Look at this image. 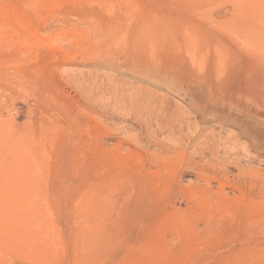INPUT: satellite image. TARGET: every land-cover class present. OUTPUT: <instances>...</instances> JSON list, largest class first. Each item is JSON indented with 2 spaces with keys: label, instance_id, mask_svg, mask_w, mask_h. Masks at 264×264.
Masks as SVG:
<instances>
[{
  "label": "rangeland",
  "instance_id": "374dc122",
  "mask_svg": "<svg viewBox=\"0 0 264 264\" xmlns=\"http://www.w3.org/2000/svg\"><path fill=\"white\" fill-rule=\"evenodd\" d=\"M27 1L0 0V264H264V100L190 46L239 42L233 0Z\"/></svg>",
  "mask_w": 264,
  "mask_h": 264
},
{
  "label": "bare ground",
  "instance_id": "6f19581e",
  "mask_svg": "<svg viewBox=\"0 0 264 264\" xmlns=\"http://www.w3.org/2000/svg\"><path fill=\"white\" fill-rule=\"evenodd\" d=\"M32 1L34 0L27 1L29 7H34V2ZM3 13L6 15V11L2 12V14ZM228 15L229 18L225 23L227 24L225 27L228 29L227 32L229 34L233 33L237 37L238 43L231 44L222 41L221 47L213 50H211V48L209 50V45L207 44H189L193 47V49L191 48L193 57H200L202 60H207L214 73L224 77V81H213L210 84V86L213 84L215 90L212 94L218 95L228 86L232 90L238 91L244 98L249 100L251 111V109L259 107L260 103H263L262 100H264V25L261 23L263 10L258 7L254 1L233 0L231 11ZM16 16V19L22 23L20 20L22 18L20 12L17 13ZM1 18L0 29L10 27L7 25V21H3ZM17 20L15 27L19 26L17 25ZM220 27L222 28L223 26ZM183 30H186V28ZM183 35L186 36L185 33L178 34L181 38H184ZM210 35H212V33ZM215 38H218V36L215 35ZM212 44L211 46H214V44ZM194 47H197V49ZM209 80L211 81V79ZM241 107L244 106L241 105Z\"/></svg>",
  "mask_w": 264,
  "mask_h": 264
}]
</instances>
